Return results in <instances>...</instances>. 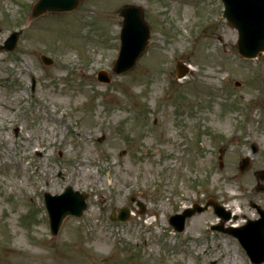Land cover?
<instances>
[{"label": "rangeland", "instance_id": "obj_1", "mask_svg": "<svg viewBox=\"0 0 264 264\" xmlns=\"http://www.w3.org/2000/svg\"><path fill=\"white\" fill-rule=\"evenodd\" d=\"M34 1L0 0V42L23 28L0 51V264H254L209 229L211 208L181 232L167 216L211 197L239 225L257 216L249 200L264 206V52L238 54L218 0H80L30 19ZM125 3L143 8L150 36L114 73ZM68 185L88 192L87 207L51 234L43 192ZM122 206L132 215L110 220Z\"/></svg>", "mask_w": 264, "mask_h": 264}, {"label": "water", "instance_id": "obj_2", "mask_svg": "<svg viewBox=\"0 0 264 264\" xmlns=\"http://www.w3.org/2000/svg\"><path fill=\"white\" fill-rule=\"evenodd\" d=\"M225 9L223 14L228 22L238 31L237 47L241 55L253 57L264 50V0H222ZM79 0H36L32 6L31 17H36L45 11L71 10L76 7ZM123 16L120 32V49L113 64V71L116 73L125 71L133 66L136 58L143 51L149 36V26L143 19V12L139 6L127 4L120 9ZM20 30L13 31L0 49L10 50L14 47ZM45 63H50L51 58L41 55ZM186 70L178 72L182 76ZM98 78L108 80L105 72L100 71ZM247 158H243L240 170L247 166ZM258 176L264 179V171L258 172ZM257 188H263L259 184ZM46 207L49 213L50 226L56 232L61 219L67 213L79 215L85 207L83 197L78 196L70 186L59 195L51 196L45 193ZM216 212L226 219L228 212L215 202H212ZM197 204L191 208H186L181 214L172 215L169 222L177 230L183 228L184 219L196 210H200ZM120 209V218L127 216V210ZM262 213V212H261ZM212 228L221 229L235 235L245 247L248 255L253 262L264 260V212L259 219L248 221L238 228H222L221 225H213Z\"/></svg>", "mask_w": 264, "mask_h": 264}, {"label": "bare ground", "instance_id": "obj_3", "mask_svg": "<svg viewBox=\"0 0 264 264\" xmlns=\"http://www.w3.org/2000/svg\"><path fill=\"white\" fill-rule=\"evenodd\" d=\"M232 260L235 262L236 261V256H234L233 258H232ZM243 262H241L240 264H242Z\"/></svg>", "mask_w": 264, "mask_h": 264}]
</instances>
